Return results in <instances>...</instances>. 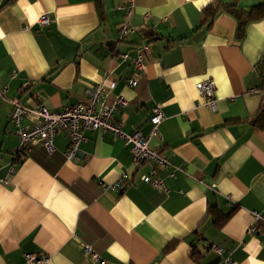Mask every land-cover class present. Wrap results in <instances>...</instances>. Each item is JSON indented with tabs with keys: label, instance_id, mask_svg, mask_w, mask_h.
Here are the masks:
<instances>
[{
	"label": "crops",
	"instance_id": "obj_1",
	"mask_svg": "<svg viewBox=\"0 0 264 264\" xmlns=\"http://www.w3.org/2000/svg\"><path fill=\"white\" fill-rule=\"evenodd\" d=\"M126 1L0 0V264H27L28 253L49 264H222L227 254L235 264H264L262 238L246 232L251 224L264 230V128L248 122L264 107L256 69L264 0H132L133 31L118 40ZM250 10L238 27L235 14ZM42 15L50 22L39 27ZM144 43L131 88L132 67L120 54ZM206 79L213 111L197 93ZM96 83L107 90L105 104L126 100L117 115L124 133L146 135L160 106L150 147L170 166L154 168L159 188L142 181L152 165L135 169L128 145L109 132H86L70 159L65 133L51 154L37 141L16 153L12 99L59 111L86 102ZM124 174L119 191L101 189Z\"/></svg>",
	"mask_w": 264,
	"mask_h": 264
},
{
	"label": "built area",
	"instance_id": "obj_2",
	"mask_svg": "<svg viewBox=\"0 0 264 264\" xmlns=\"http://www.w3.org/2000/svg\"><path fill=\"white\" fill-rule=\"evenodd\" d=\"M133 1L127 0L119 10L123 12V20L119 27L118 40H122L126 35L133 31L131 26V17L133 14ZM50 20L47 16L42 15L37 19V25L44 27L49 24ZM148 50V44H140L129 52L120 54L124 60H128L132 70L125 77V84L134 88L137 85V79L143 69L144 56ZM215 86L210 79L203 80L197 84V93L204 99V106L210 110L216 109V103L213 96ZM107 90L101 83H96L88 92L86 102H77L71 106L62 108L59 111H50L42 104L34 107H28L20 103L18 99H12L9 123L14 134L18 138L17 152L20 154L28 153L34 142H38L41 147L48 153L54 152L53 138L58 133H65L67 137V149L65 156L73 158L79 145L85 141V133L88 131L109 132L114 137L121 139L128 145L131 165L138 169L142 165L149 163L151 168L147 174L142 176V181L151 183L154 187L159 188L162 184V178L155 173L154 168L167 170L170 166L169 161L157 150L150 147V141L159 137V125L163 120V113L159 105L152 108L148 123L149 130L146 135H142L139 131L124 133L122 131V123L118 120L117 115L123 109L127 102L121 96L115 97L109 104L104 103V96ZM251 92H255L252 90ZM0 89V95H1ZM27 118H32L34 122L23 124ZM181 171L182 168H179ZM10 172L12 170L10 169ZM172 176V171L168 172ZM127 179V175L120 176L111 184H101L103 191H119L122 183ZM0 183L5 184L6 180ZM253 222L262 220L257 212H252ZM247 234L261 237L264 242V230L257 228L254 224L249 225L246 230ZM82 252L93 260H98L99 256L88 245H82ZM211 250L220 255L221 249L212 246ZM27 264H49V257L40 253H28L24 255ZM222 264H235L231 259V255L223 259Z\"/></svg>",
	"mask_w": 264,
	"mask_h": 264
},
{
	"label": "trees",
	"instance_id": "obj_3",
	"mask_svg": "<svg viewBox=\"0 0 264 264\" xmlns=\"http://www.w3.org/2000/svg\"><path fill=\"white\" fill-rule=\"evenodd\" d=\"M206 7L209 9V11H211V14L215 13L217 10V5L215 3H209ZM252 10L248 12H242L241 14H235L237 17H239L237 18L239 24L238 27L251 19ZM256 69L258 72L259 88L264 90V56L256 64ZM248 122L255 127L264 128V107L260 109L257 114L251 117Z\"/></svg>",
	"mask_w": 264,
	"mask_h": 264
}]
</instances>
